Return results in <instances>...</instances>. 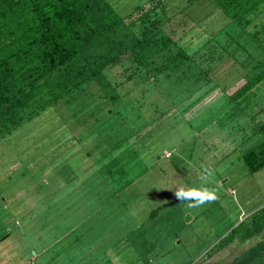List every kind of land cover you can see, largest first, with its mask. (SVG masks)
Returning <instances> with one entry per match:
<instances>
[{"label": "rangeland", "instance_id": "obj_1", "mask_svg": "<svg viewBox=\"0 0 264 264\" xmlns=\"http://www.w3.org/2000/svg\"><path fill=\"white\" fill-rule=\"evenodd\" d=\"M110 1L123 16L145 2ZM167 1L183 10L177 30L190 48L206 38L200 30L227 22L212 0ZM234 37L241 44L243 32ZM244 45L233 55L235 45L217 47L223 58L206 82L215 90L200 82L199 95L161 72L145 91L151 77L122 79L132 71L124 62L1 137L0 264H218L221 254L228 264L252 244L221 248L242 233L227 234L236 223L264 211V166L250 172L241 159L264 139V76L244 104L227 97L264 72L254 66L264 52ZM202 165L218 199L191 208L174 192L199 187Z\"/></svg>", "mask_w": 264, "mask_h": 264}, {"label": "trees", "instance_id": "obj_2", "mask_svg": "<svg viewBox=\"0 0 264 264\" xmlns=\"http://www.w3.org/2000/svg\"><path fill=\"white\" fill-rule=\"evenodd\" d=\"M192 1L184 0V6ZM212 2L227 22L216 31L200 30L199 37L206 38L190 48L182 42L186 28L177 30L183 10H171L167 0H145L126 16L110 0H0V138L46 107L73 98L124 62L132 71L122 79L131 80L139 72L142 80L151 77L152 87L145 91L158 87L152 76L161 72L174 82L186 78L185 84H195L199 95L200 82L211 91L217 89L206 85L220 58L217 47L235 45L231 53L244 52V44H250L264 52V0ZM198 19L191 18L184 26ZM236 31L243 32L241 44L234 37ZM217 37H223L225 45ZM255 62L254 66L264 64V54ZM263 76L257 71L232 88L228 99L244 104ZM241 159L250 172L264 166V139L256 149H244ZM248 219L244 224L240 220L228 234L242 226L239 238L261 236L228 264H264V211Z\"/></svg>", "mask_w": 264, "mask_h": 264}, {"label": "clouds", "instance_id": "obj_3", "mask_svg": "<svg viewBox=\"0 0 264 264\" xmlns=\"http://www.w3.org/2000/svg\"><path fill=\"white\" fill-rule=\"evenodd\" d=\"M213 174V169L202 165L201 179L203 183L199 187L180 186L175 189V197L180 201H191L188 205L191 208L199 207L206 202L215 201L218 199L215 191L206 186Z\"/></svg>", "mask_w": 264, "mask_h": 264}, {"label": "flooded vegetation", "instance_id": "obj_4", "mask_svg": "<svg viewBox=\"0 0 264 264\" xmlns=\"http://www.w3.org/2000/svg\"><path fill=\"white\" fill-rule=\"evenodd\" d=\"M242 220V219H241ZM238 223H236V225H237ZM233 227H235V226H233ZM230 231V230H229ZM228 231V232H229ZM228 234V233H227ZM224 236H226V235H224ZM223 236V237H224ZM261 236V234H259V235H256V236H250V237H248V238H243V239H241V238H239V237H233L228 243H226V244H224V245H222L221 246V248H222V250H223V248L225 247V246H232V248L234 249V248H237V247H239V245L240 244H244V243H247L248 241H250V239H252V238H255V240L252 242V244L254 243V242H256L258 239H259V237ZM1 237V236H0ZM245 240H248L247 242L245 241ZM252 244H250V245H252ZM249 245V246H250ZM249 246H247V247H249ZM246 247V248H247ZM228 252L227 253H229L231 250H227ZM243 251V250H242ZM223 252V251H222ZM221 252V253H222ZM224 253V252H223ZM227 256L226 255H224V254H221L220 256H219V259H218V264H223L224 263V261H225V258H226Z\"/></svg>", "mask_w": 264, "mask_h": 264}, {"label": "crops", "instance_id": "obj_5", "mask_svg": "<svg viewBox=\"0 0 264 264\" xmlns=\"http://www.w3.org/2000/svg\"><path fill=\"white\" fill-rule=\"evenodd\" d=\"M207 15H205V17H206ZM209 16V15H208ZM203 17V16H202ZM184 33H186V30L184 31ZM186 38H187V36H186Z\"/></svg>", "mask_w": 264, "mask_h": 264}]
</instances>
